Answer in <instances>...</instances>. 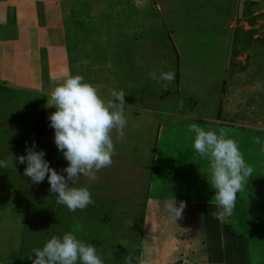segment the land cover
I'll list each match as a JSON object with an SVG mask.
<instances>
[{
    "label": "rangeland",
    "instance_id": "1",
    "mask_svg": "<svg viewBox=\"0 0 264 264\" xmlns=\"http://www.w3.org/2000/svg\"><path fill=\"white\" fill-rule=\"evenodd\" d=\"M4 1L0 0V160L27 155L26 146L35 142V150L45 152L50 167L59 172L67 166L48 119L55 108L45 110L50 98L45 94L56 86L50 76L60 83L79 74L106 100L110 90H123L125 106L136 109L132 111L137 118L125 112L124 138L116 140L113 133V163L100 170L94 182L81 177V184L89 187L92 199L105 203L107 211H121L122 219L138 217L141 231L152 235L153 243L127 241L120 245L125 249L110 244L104 264H125L129 253L144 258L148 251L152 264H264V143L254 140L264 141V16L253 17L256 8L264 9V0L256 4L255 0H61L42 6L41 53L33 57L27 38L4 24ZM253 41L262 44L252 45ZM34 63L37 75L42 67L39 87L44 95L28 83ZM170 70L175 72L171 84L162 85L149 76ZM211 121L228 131L253 168L237 194L233 214L224 220L212 216L218 209L208 161L195 153L194 134L184 131L187 124L210 126ZM162 123L167 125L163 134L170 136V146L165 150L169 142L162 148L155 140L151 156L153 149L146 147L153 136H143V131L155 127L159 132ZM147 158L145 167L156 171V181L176 196L182 194L185 209L193 211L184 210L175 220L163 210L160 197L148 199L149 212H141L140 204L132 200L134 195L141 198L139 187L135 189L140 195L121 196L134 162ZM25 167L16 162L15 168L10 164L0 169V264H32L28 256L33 248H42L52 236L77 232L65 229L71 213L56 202L47 177L34 184L24 176ZM56 205V221L48 225L49 207ZM90 210L94 209L89 205L75 212L94 215ZM139 222L131 223L132 229ZM148 225L151 229L144 231ZM129 231L121 236L127 237Z\"/></svg>",
    "mask_w": 264,
    "mask_h": 264
},
{
    "label": "clouds",
    "instance_id": "2",
    "mask_svg": "<svg viewBox=\"0 0 264 264\" xmlns=\"http://www.w3.org/2000/svg\"><path fill=\"white\" fill-rule=\"evenodd\" d=\"M110 67V65H109ZM152 80L171 84L175 79L174 71L149 73ZM126 93L123 90H110V98L102 97L98 88L86 82L79 74L68 75L58 83L47 99V106L54 107L48 119L54 129V142L67 166L59 172L50 167L43 150L36 151V144L26 146L27 155L14 160H0V169L11 164H26L24 176L34 184L47 180L50 193L58 204L69 211L83 210L94 203L87 185L81 184V177L89 183L98 179V172L113 163L116 155L113 133L116 140H122L127 127L125 116ZM188 131L194 134L193 149L201 158L208 161L210 180L215 189L214 200L217 211L212 216L224 220L231 216L236 207L237 194L243 190L245 182L252 176L253 168L247 164L235 139L224 128L205 129L196 123L188 125ZM255 143L264 141L254 138ZM66 174V175H65ZM186 207L184 201L174 198L163 203V210L171 217H182ZM34 255V258H33ZM32 264H104L102 257L92 244H87L72 231L62 236H52L42 248H33L28 256ZM152 264L151 251L144 258L129 253L125 264Z\"/></svg>",
    "mask_w": 264,
    "mask_h": 264
},
{
    "label": "crops",
    "instance_id": "3",
    "mask_svg": "<svg viewBox=\"0 0 264 264\" xmlns=\"http://www.w3.org/2000/svg\"><path fill=\"white\" fill-rule=\"evenodd\" d=\"M61 0H5L4 1V12H3V22L4 24L8 25V27H10L12 30H16L20 35H22L23 37L27 38V42H26V46L28 49L29 54H32L33 56H36V53L38 54L41 53V27H40V11L42 9V6H46V7H50V5H55L58 2H60ZM255 4H256V0H255ZM93 14V13H92ZM264 14V9L262 8H256L255 12L253 14V17L257 16V15H261ZM251 26V25H249ZM254 30V29H252ZM86 35V34H84ZM252 45L255 44H262V43H256V42H251ZM264 43V42H263ZM33 62V60H32ZM38 63H34L32 64V68L30 67V70H33L32 73H28V79L27 82L31 85L32 82V89H35V91L39 94H41V84H43L42 81V67H41V76L37 75V73L39 72V69H37ZM246 67V65H245ZM245 68L242 70L244 71ZM241 71V70H240ZM239 72V71H238ZM237 73V72H234ZM231 73V74H234ZM50 79L55 82L52 83L54 85L58 84V81H55V77H51ZM225 88V87H224ZM45 93H42V95H44ZM46 96L50 97V94L46 93ZM43 107V106H42ZM47 107V103L45 101V110ZM219 108V106H218ZM44 110V111H45ZM134 109L129 108L128 106H125V112L130 113L132 117H134L133 115V111ZM43 111V114H44ZM136 111V109L134 110ZM136 114V112H135ZM216 117H218V112L214 113ZM201 117H203V115H200ZM137 118V117H134ZM203 119V118H202ZM201 120V119H199ZM162 121L164 123V120H159ZM162 123V126H160L159 132H155V127H153V131L152 132H145L143 131V136L152 134V142L148 145V149L151 148L153 149L152 152H150L149 154L152 156L154 153L153 151L155 150L154 147V142L155 140H157L158 144H160L163 148L164 142L167 141L169 142L168 145L165 146V150L170 146V141L169 135H164L163 132L166 131V127L167 125H164ZM202 123V122H200ZM198 123V125H200L201 127H204L205 129H214L217 130L219 126H217L216 124L213 125L212 121L211 124L213 125H208V124H200ZM186 125V124H185ZM188 128V124L186 126ZM221 127V126H220ZM182 126L180 127V132H181ZM185 132L188 130L185 129ZM173 131L170 130L168 133L171 134ZM161 134V135H160ZM161 140V141H160ZM140 145V144H139ZM144 155V154H143ZM144 157H147L144 155ZM149 162L148 158L146 161L144 162H134L135 165H133V175L129 178H127V183L125 184L126 188L124 192H122L121 196H129L132 199L133 194L136 195H140L139 192H137V189H135V187H139L138 189H140V193H141V198L139 197L137 200L135 199V195H134V199L133 202H136V204H140V211L142 212L143 209L144 211L146 209L150 208L148 207V199H152V197H160L158 200L160 202H165L166 200H169L171 198L176 199L177 203L179 204V202L184 199L182 198L183 195L180 194L178 196H176L173 192L171 193L170 190L165 189V185L164 184H160L156 181L157 179V173L154 169H152L149 166V168L147 169L145 167V164H147ZM132 169V168H131ZM149 170V171H148ZM138 174V175H137ZM130 180H132V185H134L133 187H130ZM168 187V186H167ZM91 192V191H90ZM92 194V193H91ZM92 198H94V196L92 195ZM94 203L90 205V207L94 210H90V212H94V215L90 216L88 213L86 216H79L76 213L77 212H72L68 210V213L70 214V217L66 220L68 223L65 224V229L67 228L68 230L70 229H75L77 230V232L75 233L76 235L79 236H83V238H85L87 240V242L85 243H89L92 244L96 247L98 254L102 257L103 261L105 260H109L108 257V253L111 252V245H113L114 247L117 245H123L125 244L127 241L131 242L132 244H140L143 243L146 246H150L153 243V238L152 235L148 234V232H146L145 230H150L151 227L146 228L143 231H141L140 228V222H139V218L137 217V220L135 219V216H129L128 219H122L121 216V211H115L114 209L110 208V211L113 212H109L105 209V203H99L100 200H96L93 199ZM154 200V199H152ZM184 201V200H182ZM197 201L195 202H191L190 207H193L194 204H196ZM103 204V205H101ZM188 205V206H189ZM89 206V205H88ZM187 206V205H186ZM49 207V206H47ZM46 207V210L44 213H48L49 209ZM35 207H33L34 209ZM52 212L49 215L48 218V225L49 224H53L56 221V214H57V210H58V205L53 206V207H49ZM32 210V208L30 209ZM186 211H193L192 208H190V210L184 209ZM139 210L138 212L141 213ZM154 211V210H153ZM156 211V210H155ZM158 211V210H157ZM160 211V209H159ZM105 212H109L111 215H107V217L105 218V216L103 214H105ZM145 212H149V211H145ZM126 214H129L127 212H124ZM133 214V213H131ZM69 215V214H68ZM100 216V217H99ZM108 220V221H107ZM139 222V225L137 226L136 229H132L131 227V223H135ZM127 225L126 229L129 231L131 230V232L129 231V234L127 237H122L121 234L125 233L126 229L123 230V228ZM143 226V225H142ZM140 235H144V237H146L145 240L143 239H138L140 237ZM151 237V238H149ZM89 238V240L87 239ZM125 238H129L128 240H126ZM83 240V239H82ZM122 249H125L123 246ZM125 253V252H124ZM152 261V258H151ZM106 264H111V261L107 262ZM155 264V263H153Z\"/></svg>",
    "mask_w": 264,
    "mask_h": 264
},
{
    "label": "trees",
    "instance_id": "4",
    "mask_svg": "<svg viewBox=\"0 0 264 264\" xmlns=\"http://www.w3.org/2000/svg\"><path fill=\"white\" fill-rule=\"evenodd\" d=\"M264 16V14H261V16L260 17H263ZM253 22L251 21V24H252Z\"/></svg>",
    "mask_w": 264,
    "mask_h": 264
}]
</instances>
